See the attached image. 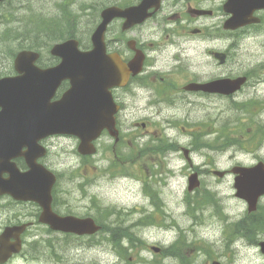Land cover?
Returning <instances> with one entry per match:
<instances>
[{
    "label": "rangeland",
    "instance_id": "rangeland-1",
    "mask_svg": "<svg viewBox=\"0 0 264 264\" xmlns=\"http://www.w3.org/2000/svg\"><path fill=\"white\" fill-rule=\"evenodd\" d=\"M106 1L66 0L65 5V0H25V7L18 6L14 11L12 33L23 34V29H34L29 35L25 33L24 37L29 40L24 46L40 47V44L46 43L47 46L42 48L44 53L49 54L51 46L59 41L58 38L47 37L45 30L38 37L36 29L45 19L64 21L66 15L76 12L78 22L75 33L81 37V47H89L92 31L100 18L99 7ZM91 4L96 6L91 8ZM22 15L26 17L25 20ZM31 15L35 16V22H29ZM18 41L11 40L12 45L7 44L5 50H16L21 40ZM229 44L230 41L223 38L220 41L200 42L193 50L192 45L187 43L185 46L188 47V52L182 54V62L188 66L195 79H207L214 75L216 69L205 50L225 49ZM237 48L233 58L222 67V74L232 72H229L232 68L235 70L234 74L249 73L255 76L245 91L237 96L238 103L250 102L246 108L237 109L227 98L195 96L193 101H177L172 107L148 108L144 113L135 115L138 120L153 118L156 123L149 127L153 131L152 135L156 136L155 130L163 132L166 142H175V147L177 144L175 150L169 149L165 154H147L149 157L144 158L146 165L149 170H154L153 173L146 174L149 181L135 173L120 174L124 167L134 170L142 165L138 161H135L138 164L121 162L129 150L124 145L119 147L122 158L117 160L108 148L113 145L109 135L101 140L99 153L93 156L94 164L99 170L88 179L84 177L86 173L77 152V141L74 138L56 139L52 161L64 178L61 184L62 212L71 211L82 216L97 215L107 228L127 230L144 240V243H137L134 248L124 245L128 251L121 255L112 244L107 231L100 232L95 237L79 238L64 234H55L49 238L45 232L39 237L40 242L28 245L25 252L9 264H156L158 261H162L161 264H183L179 257L170 256L165 251L178 238L197 245L193 248L184 245L181 248L186 250L184 254L189 264H210L213 259H219L224 264H264V254L259 244H252L241 237L228 245L225 238L224 228L227 224H235L248 211L246 201L236 197L234 175L224 178L213 173L209 176L201 175V187L194 192L188 191L190 168L182 151L183 147L195 145L196 150L191 155L194 166L201 170H230L237 164L252 166L259 160H264V134L255 131L259 124L264 126V110H260L257 104H264V67L258 69L264 63V31L254 32L251 36L241 35ZM173 63L180 64L179 61L171 64ZM158 111L161 113L158 114ZM164 113L172 116L176 124L160 120ZM211 127L213 130L204 137L211 146L197 149V137L202 132H208ZM129 128H132L131 132L128 131ZM124 129L129 141L135 140V133L141 135L138 141H133L140 148L145 147V143L150 140L149 134L147 136L140 126L124 124ZM230 139L240 141L226 149L219 148ZM129 141L127 145L132 148ZM242 144L245 148H241ZM149 147L151 146L146 149ZM139 173L143 175L141 171ZM74 174L75 179L69 180ZM86 181L89 182L81 188L77 185ZM147 184L153 190L148 189ZM207 190L214 193L211 196L214 203L202 206L199 201L205 197ZM151 193L158 195L157 198L162 201V211L158 209L159 205L153 200ZM259 204L263 205L264 212V196ZM102 209L103 217L100 216ZM258 239L264 240V232L260 233ZM48 240L50 246L47 245ZM152 245L160 247V251L153 250ZM198 246L205 248L201 250Z\"/></svg>",
    "mask_w": 264,
    "mask_h": 264
},
{
    "label": "flooded vegetation",
    "instance_id": "flooded-vegetation-1",
    "mask_svg": "<svg viewBox=\"0 0 264 264\" xmlns=\"http://www.w3.org/2000/svg\"><path fill=\"white\" fill-rule=\"evenodd\" d=\"M142 1L129 0V2H125V0H107L106 2H102V7L99 8L102 11L110 5L126 7L140 4ZM24 4L25 0L0 1V79L19 74L16 70V58L21 46L28 43L29 39L24 37V35L25 33L29 35V31L23 29L25 33L14 35L11 23L14 11L18 6L24 8ZM91 5V8L96 6ZM153 10V8L150 9V11ZM234 10L243 12L252 11L254 12V16L259 18V20L238 29L225 28V23L232 16ZM25 18L24 16L23 19L25 20ZM100 21L101 17L98 24ZM124 21L125 19L116 18L108 26L106 32L107 50L111 54H118L122 61L129 65L135 57V49H141L143 51V68L141 73L131 75L125 85H120V80L115 76L116 78L113 82L116 85L109 89L115 102L114 106H118L116 121L120 131L119 140L116 141V145H112V149L114 155L120 160V155L118 154V151L120 152L119 147L124 145L129 150H127V154L121 162L123 164H138L135 162L138 161L142 165L139 166L144 167L147 162L144 158L149 157L147 153L150 155L165 154L169 149L175 150L173 148V143L175 142H166L167 139L163 138V132L159 133L157 130L154 131L156 136H153V131L149 128L151 124L156 123L152 120L153 118L145 117L142 120H138L135 117L136 114L144 113V110L153 107L159 109L172 107V105L178 103L177 101H193L195 96L199 98H227L235 106L238 105L237 96L245 91L248 83L239 92L227 95L220 91L205 90L203 88L193 89L189 88V86L194 82L207 84L222 78H235L242 75H246L249 82L252 80L251 74H234L235 70H232V68L229 70V72H232L222 74L224 72L222 67L233 58L235 51L238 50L237 47L241 35L250 34L251 36L254 32L264 31V0H161L159 9L154 11L153 15L143 23L137 24L129 30H123ZM97 25L94 27L92 34ZM146 27L148 30H145ZM92 34L90 38L91 44ZM223 38L230 41V44L225 49L211 48L208 51L205 50V53H208L207 55L211 57L216 69L214 75L204 80L195 79L188 66L182 62V54L184 52L187 54L188 52V47L185 44H191L193 50H195L196 45L200 42L220 41ZM11 40L21 41L16 50L13 51L11 49V51H6L5 47L7 44L12 45ZM60 61V57L41 51L36 64L46 69L58 65ZM173 61H179L180 64H171ZM70 86L71 81L63 79L49 102L54 103L62 99ZM45 98L44 92L39 93L38 96H23V100L28 106L40 102L45 104ZM160 113L161 111H158V114ZM30 118L34 120V117ZM13 120H21V118H14ZM160 120L169 122V124H176V120L172 119V116L169 114L164 113ZM124 124H131L136 127L140 126L145 130L147 136L149 134L150 140L145 143V147L140 148L138 144L133 142L135 140L138 141L141 137L137 133L134 135L135 140L129 141L127 139ZM212 130L213 127L208 132H202V135L198 136L200 146L198 145L197 149L200 148L201 150L211 146V143L205 141L204 137L205 134H209ZM128 131L131 132L132 128H129ZM105 132L107 133V131ZM23 137V135L21 136L13 132L0 134V138L5 139L3 142H0V191L3 189L7 190L0 193V237L8 227L24 226V229L17 233L16 236L20 237L23 250H26L28 245L40 242L39 237L47 229L49 230L48 226L40 221L44 207L37 201L25 198L27 195L22 198L16 197L11 187L18 185L15 184L17 182H21L22 186H24L28 181L23 176L21 177V175L27 174L34 166L43 165L49 168L58 177V182L53 190V210L58 214H62L61 180L63 179V175L54 165L52 153L57 138H73V136L55 134L43 137L37 141V145L45 147L47 149L46 154L39 155L33 153L32 156L27 155V150H30L29 144L18 141H7ZM128 141L132 145V148L127 145ZM96 144H100L99 140L96 141ZM231 145L232 140H230L227 146ZM148 146L151 147L146 149ZM194 147L195 145L190 147L193 150L192 153L196 150ZM41 150L43 149L40 148ZM37 153H39V150ZM189 165L190 171H196L200 176L205 174L209 176L214 170V168L201 170L196 165L194 166L192 162ZM91 167L95 168L93 165ZM121 171H130V169L124 167ZM229 172L230 170H226V174H229ZM71 178L69 177V180ZM8 183L11 187L7 188ZM10 241H16V237H12ZM12 258L7 262L12 261Z\"/></svg>",
    "mask_w": 264,
    "mask_h": 264
},
{
    "label": "water",
    "instance_id": "water-1",
    "mask_svg": "<svg viewBox=\"0 0 264 264\" xmlns=\"http://www.w3.org/2000/svg\"><path fill=\"white\" fill-rule=\"evenodd\" d=\"M159 1L143 0L138 5L125 8L119 6L105 8L101 14L102 21L93 34V48L90 50L80 49L79 40L76 38L57 43L51 52L61 56L62 62L55 67L43 70L30 63L23 66L24 62L33 61L34 63L38 58L37 52L23 50L19 54L16 64L22 75L14 79L0 80V134L13 132L22 135L24 133L30 143L35 142L37 138L53 133L73 134L80 138L79 151L82 154L96 152L93 140L101 134L103 129L107 128L112 135L117 136L114 116L116 108L111 106L110 101H104L102 94H107L105 90L107 78L111 79L116 74L119 76L128 75L129 70L126 65L121 63L118 65L113 55H107L105 32L108 24L115 17L126 19L124 29L145 21L152 15L149 9L154 5L158 7ZM252 15L251 11L234 10L233 17L229 19L226 27L237 28L258 20L252 18ZM141 63L133 64L130 70L135 74L138 73ZM64 78L72 80V88L60 101L50 103L49 100L58 83ZM245 81L246 77L233 80L221 79L207 84L192 83L189 88L232 93L239 89ZM43 92L46 95L45 104L40 102L28 106L23 100V96H38ZM30 117H34V120ZM14 118H21V120H13ZM35 135L36 137H34ZM4 140L0 138V142ZM233 171L237 173L235 178L237 196L247 200L250 211L256 210L259 198L264 195V163L260 162L253 167L237 166ZM220 174L223 175V172ZM41 176L42 181L43 178L45 179V183L42 182L40 187L42 194H39V197L42 199H36L42 202L45 208V220L54 229L80 235L93 234L100 229V226L91 217L54 215L51 203L55 178L47 170ZM29 180L31 192L38 183L37 174H31ZM198 185L197 175L192 176L189 189L193 190ZM260 246L264 253V241L260 243ZM153 249L159 250L158 247H153ZM2 251L3 248L0 253ZM213 264L222 263L214 261Z\"/></svg>",
    "mask_w": 264,
    "mask_h": 264
},
{
    "label": "trees",
    "instance_id": "trees-1",
    "mask_svg": "<svg viewBox=\"0 0 264 264\" xmlns=\"http://www.w3.org/2000/svg\"><path fill=\"white\" fill-rule=\"evenodd\" d=\"M34 19L35 16L31 15L28 20L29 22H35ZM77 19V14L72 12L65 16L64 21L45 19L43 20V23L40 24V26L36 29L39 33L38 37H40L42 30H45L47 32V37L50 36L55 38H64L66 36H75V27L78 22ZM53 21H55V24H53ZM33 31L35 30L31 29L29 32L31 33ZM36 39L39 41L38 38ZM44 45H46V43ZM231 227L232 225H230V229ZM232 228L233 231L235 230V233L243 235L251 241H255L257 235L260 232H264V212L261 214L248 215L243 219H240L237 223L233 224ZM109 230L110 240L121 255L126 254V252L128 251V249L123 244L124 240H127L132 246H136L137 243L144 242L140 237L137 238L134 233H130L127 230L120 231L121 229H119V227H110ZM184 245L191 246L190 244L188 245L186 239L180 238L172 247L167 249V252L182 257V260L184 262L187 259L184 255V250H181ZM156 264H161V261H158Z\"/></svg>",
    "mask_w": 264,
    "mask_h": 264
}]
</instances>
